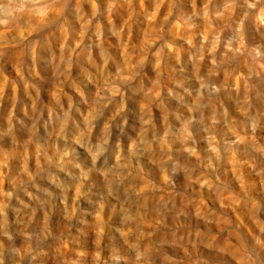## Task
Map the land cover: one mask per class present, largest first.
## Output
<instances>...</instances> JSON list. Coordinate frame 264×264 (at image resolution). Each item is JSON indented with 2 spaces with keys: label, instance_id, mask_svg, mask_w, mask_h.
Wrapping results in <instances>:
<instances>
[{
  "label": "rangeland",
  "instance_id": "1",
  "mask_svg": "<svg viewBox=\"0 0 264 264\" xmlns=\"http://www.w3.org/2000/svg\"><path fill=\"white\" fill-rule=\"evenodd\" d=\"M0 20L3 264H264V0Z\"/></svg>",
  "mask_w": 264,
  "mask_h": 264
},
{
  "label": "clouds",
  "instance_id": "2",
  "mask_svg": "<svg viewBox=\"0 0 264 264\" xmlns=\"http://www.w3.org/2000/svg\"><path fill=\"white\" fill-rule=\"evenodd\" d=\"M38 2H39V0H21L19 7L14 8L13 7L14 0H7V4H4V0H0V9H2L4 12H6L7 15L12 16V15H14L15 12H23L24 11V6L26 4H28V3H38ZM8 24H9L8 20H0V26H6ZM71 108H72V105L69 104L68 112L71 111ZM68 112H65V116L68 115ZM90 116H91V114H90ZM92 119H94V117H92ZM86 124L90 125L91 124V119L86 120ZM107 143H108V139L105 138L104 141H103V144L106 145ZM68 155H69L68 152L64 153V156H68ZM99 155H100L99 152H97V153L92 155L91 159H92V163L93 164H95L97 162V159H98ZM0 169H2V168H0ZM0 175H2V170H0ZM101 175L103 176L104 174L101 173ZM88 178L89 177L87 175H85V179H88ZM77 192H79V188H77ZM7 195H8L9 198H11L12 193H7ZM107 196H112V191L110 189L107 190ZM3 211H4V205L0 204V215H3ZM102 211L103 210L101 209L99 212L96 213L97 220L101 221V227L99 228V232L101 234H103V232H104L103 223H102V221H103ZM0 227H3V225H0ZM114 230L116 232H118L121 237L127 235V233H125L122 229H120L118 227H115ZM4 235L8 239L12 238L7 232H5ZM124 244L126 246L130 247L131 249L135 250L134 257H135L136 261H140V260H142L145 257L146 253L139 249L138 244L132 243V244L129 245V242L127 240L124 241ZM117 259H119V258L117 257ZM0 264H3V262L0 261Z\"/></svg>",
  "mask_w": 264,
  "mask_h": 264
}]
</instances>
